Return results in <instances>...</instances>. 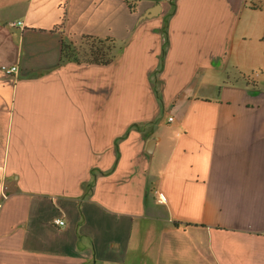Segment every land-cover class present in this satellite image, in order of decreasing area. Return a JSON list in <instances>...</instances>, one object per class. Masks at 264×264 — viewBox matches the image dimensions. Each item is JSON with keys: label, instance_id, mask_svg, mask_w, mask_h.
<instances>
[{"label": "crops", "instance_id": "crops-1", "mask_svg": "<svg viewBox=\"0 0 264 264\" xmlns=\"http://www.w3.org/2000/svg\"><path fill=\"white\" fill-rule=\"evenodd\" d=\"M251 1L0 0V264H264Z\"/></svg>", "mask_w": 264, "mask_h": 264}, {"label": "trees", "instance_id": "trees-1", "mask_svg": "<svg viewBox=\"0 0 264 264\" xmlns=\"http://www.w3.org/2000/svg\"><path fill=\"white\" fill-rule=\"evenodd\" d=\"M130 9H134L135 3L129 2ZM251 10L264 9L251 2ZM264 40V36L262 38ZM116 51V41L110 38L99 39L90 36H84L78 45L72 43H63L61 49V61H74L76 63H88L92 65L106 66L112 62Z\"/></svg>", "mask_w": 264, "mask_h": 264}, {"label": "built area", "instance_id": "built-area-1", "mask_svg": "<svg viewBox=\"0 0 264 264\" xmlns=\"http://www.w3.org/2000/svg\"><path fill=\"white\" fill-rule=\"evenodd\" d=\"M16 25H19L20 27H23V23L22 22H17ZM11 26H15L14 23L11 24ZM4 70V72L7 74V75H17L18 74V68L16 66L14 67H10V68H2ZM169 121H172V119H169ZM159 201H163L164 198L163 196H159ZM52 224L56 225V226H64L65 223L63 220L61 219H54L52 220Z\"/></svg>", "mask_w": 264, "mask_h": 264}, {"label": "water", "instance_id": "water-1", "mask_svg": "<svg viewBox=\"0 0 264 264\" xmlns=\"http://www.w3.org/2000/svg\"><path fill=\"white\" fill-rule=\"evenodd\" d=\"M158 11V9H156V10H153V11H151V12H149V13H146L142 18H149V17H151L152 16V14H155L156 12ZM141 18V19H142ZM154 145V142L152 141V142H150L149 144H148V147H147V149H146V152L147 153H152V146Z\"/></svg>", "mask_w": 264, "mask_h": 264}, {"label": "rangeland", "instance_id": "rangeland-1", "mask_svg": "<svg viewBox=\"0 0 264 264\" xmlns=\"http://www.w3.org/2000/svg\"><path fill=\"white\" fill-rule=\"evenodd\" d=\"M251 2L258 5V3L255 0H252ZM263 2H264V0H261V2H259V5H262Z\"/></svg>", "mask_w": 264, "mask_h": 264}]
</instances>
